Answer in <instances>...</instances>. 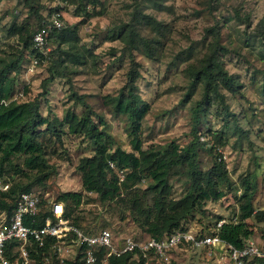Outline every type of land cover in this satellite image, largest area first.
I'll return each instance as SVG.
<instances>
[{
  "label": "rangeland",
  "instance_id": "1",
  "mask_svg": "<svg viewBox=\"0 0 264 264\" xmlns=\"http://www.w3.org/2000/svg\"><path fill=\"white\" fill-rule=\"evenodd\" d=\"M54 10L60 13L64 26H76L83 64L66 61L57 67L63 75L43 84L51 66L45 60L47 55L33 66L31 38L19 41L10 29L23 26L32 32L37 28L38 16H49ZM129 28L145 45L135 39L128 46L121 41L120 34ZM209 28L218 32L221 49L217 57L223 70L239 87L234 93L221 89L226 110L212 104L197 125L203 144L198 151L200 167L205 170L215 158L220 160L229 184L218 187L223 192L220 199L195 207L179 222L176 231L205 234L218 220L236 222L245 194L250 196L254 212L264 210V0H0V67L19 58L17 72L6 74L5 78L12 80L10 94L0 103L20 105L37 99L39 114L49 121H60L67 112L81 116L88 111L93 124L113 139L111 149L116 145L131 152L127 118L113 115L108 103V98L131 84L148 105L138 131L141 150L170 143L184 146L191 139V110L201 98L202 85H195L190 97L181 100L190 88L188 71L201 63L211 46L212 37L206 32ZM53 50L55 44H51L48 54ZM57 55L53 53L51 59L56 60ZM72 94L80 96L82 102L71 98ZM35 141L40 144L45 171L29 172L23 167L26 155L17 154L10 156L9 164L4 166L8 175L17 165L26 175H14V181L25 184L48 171L41 185L30 188L47 193L51 199L63 192L81 193L77 165L93 155L89 141L68 133L66 125L54 130L39 126ZM177 171L168 178L167 198L172 200L180 199L187 190L183 170ZM146 187L145 179H140L121 190L122 201L115 198L100 202L93 193H82L71 220L75 219L84 232L108 229L117 239L123 235L138 240L148 237L135 221L128 199L129 191L141 193ZM151 198L143 206H150ZM245 223L252 230L247 240L263 242L264 222L249 217ZM169 256L168 263L153 259L148 263L224 264L220 252L211 250L208 254L206 249L185 247Z\"/></svg>",
  "mask_w": 264,
  "mask_h": 264
},
{
  "label": "trees",
  "instance_id": "2",
  "mask_svg": "<svg viewBox=\"0 0 264 264\" xmlns=\"http://www.w3.org/2000/svg\"><path fill=\"white\" fill-rule=\"evenodd\" d=\"M38 17L37 28L41 27L45 20L44 15ZM10 31L11 35L19 37V41L23 39L30 41L35 30L30 32L27 27L12 26ZM206 32H209L212 37L211 46L203 56L201 63L188 71L190 88L181 100L184 102L190 97L191 89L195 85H202L201 98L191 110V139L187 144L180 147L170 143L158 149L141 150L138 131L140 121L148 111V105L139 98L131 84L125 85L116 96L108 98L112 114L127 118L131 152H126L116 145L111 149L113 139L93 124L88 111L81 116L67 112L60 121L56 119L49 121L39 114L37 99L20 105L13 102L5 105L0 103V174L8 178L17 174L26 175L17 165L12 166V175H8L9 170L4 167L5 164H9V157L17 154L26 155L23 167L29 172L45 171L44 160L40 157V144L35 141V130L42 125H45L46 130H54L56 127L66 125L68 133L82 135L89 141L93 148V155L81 159L77 165V170L80 172L81 193L63 192L55 198L63 204L64 217L72 218L71 214L81 201L82 193H93L100 202L113 201L115 198H120L121 190L128 189L140 179H145L147 187L144 191L141 193L127 191L129 208L135 213V221L148 237L156 240L176 231L180 228L179 222L190 215L195 207H199L205 201L220 199L223 192L218 187L229 184L227 171L220 160L215 158L211 166L205 170L200 167L198 161V151L203 144L197 135V125L205 109L212 104H219L222 105L223 110H226L220 93L221 89L234 93L239 87L234 78L223 70L217 57V50L221 49L218 45V32L215 28L206 29ZM120 38L127 46L133 44L134 39L140 41V45H145L131 28L120 34ZM49 41L55 44V50L45 57L51 66L48 68V78L43 84L52 80L56 75H63V70L57 67L66 61L73 65L83 64V54L77 47L76 26H64L58 31H51ZM22 47L24 49L27 47L25 42ZM55 51L58 52V57L53 60L51 57L53 53H56ZM31 52L39 58L42 57L36 50L31 49ZM18 59L15 58L0 67V101L6 100L10 94L12 80L5 77L10 71L17 72ZM70 97L82 102L81 97L76 94ZM99 120L101 125H104L103 120L101 118ZM216 142L220 144V135H217ZM210 149L207 148L206 151ZM109 162L113 163L115 169L124 171V178L121 182H118L114 170L109 168ZM177 169L183 170L187 190L180 199L172 200L167 198L170 190L168 178L172 172H178ZM48 173L46 171L42 175H37L25 184L12 179L10 189L0 194V209L10 212L17 195L32 190L33 188L30 187L33 184L41 185ZM244 188L247 186L245 185ZM150 196L152 197L151 205L143 206ZM119 200L122 201L121 198ZM240 202L237 221L225 222L217 230L218 238L234 248H240L252 235V230L245 223L246 219L253 217L257 222H264V210L254 212L249 195L245 194ZM37 222L36 224H41V221ZM73 223L78 226L75 219ZM79 258L80 255H77L74 260L65 261L63 264H81ZM143 261L142 254L134 250V252L118 257L110 256L106 264H143ZM247 264H264V262L250 261Z\"/></svg>",
  "mask_w": 264,
  "mask_h": 264
},
{
  "label": "built area",
  "instance_id": "3",
  "mask_svg": "<svg viewBox=\"0 0 264 264\" xmlns=\"http://www.w3.org/2000/svg\"><path fill=\"white\" fill-rule=\"evenodd\" d=\"M54 11L44 16L41 27L36 28L31 37L32 49L42 57L50 51V32L64 27L60 13ZM37 59L39 57L34 54L33 66L38 63ZM108 166L121 182L124 171L115 169L111 162ZM12 179L14 177L0 174V194L10 189ZM37 221L41 224H36ZM225 222L224 219L218 220L205 234L177 230L157 240L152 237L138 240L130 235L117 239L108 229L84 232L70 218L64 217L60 201L32 189L17 195L10 212L0 209V264H63L74 260L77 255H80L81 264H95L107 262L110 256L118 257L134 250L142 254L143 264H149L150 259L168 263L172 251L185 247L206 249L208 254L211 250L220 252L224 264L264 262V241L246 240L240 248H234L218 238L217 230Z\"/></svg>",
  "mask_w": 264,
  "mask_h": 264
}]
</instances>
